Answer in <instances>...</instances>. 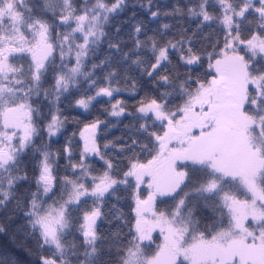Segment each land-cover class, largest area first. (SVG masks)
<instances>
[{"label": "snow or ice", "instance_id": "snow-or-ice-1", "mask_svg": "<svg viewBox=\"0 0 264 264\" xmlns=\"http://www.w3.org/2000/svg\"><path fill=\"white\" fill-rule=\"evenodd\" d=\"M0 264H264V0H0Z\"/></svg>", "mask_w": 264, "mask_h": 264}, {"label": "trees", "instance_id": "trees-1", "mask_svg": "<svg viewBox=\"0 0 264 264\" xmlns=\"http://www.w3.org/2000/svg\"><path fill=\"white\" fill-rule=\"evenodd\" d=\"M5 243H7V237L0 234V245H4Z\"/></svg>", "mask_w": 264, "mask_h": 264}]
</instances>
